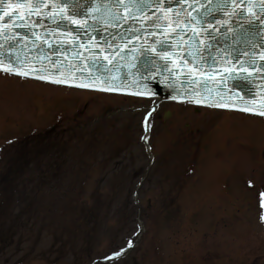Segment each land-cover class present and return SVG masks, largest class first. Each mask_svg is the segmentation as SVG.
<instances>
[{
	"label": "rangeland",
	"instance_id": "1",
	"mask_svg": "<svg viewBox=\"0 0 264 264\" xmlns=\"http://www.w3.org/2000/svg\"><path fill=\"white\" fill-rule=\"evenodd\" d=\"M153 103L0 72V264H264V118Z\"/></svg>",
	"mask_w": 264,
	"mask_h": 264
},
{
	"label": "water",
	"instance_id": "2",
	"mask_svg": "<svg viewBox=\"0 0 264 264\" xmlns=\"http://www.w3.org/2000/svg\"><path fill=\"white\" fill-rule=\"evenodd\" d=\"M0 71L264 116V0H0Z\"/></svg>",
	"mask_w": 264,
	"mask_h": 264
},
{
	"label": "flooded vegetation",
	"instance_id": "3",
	"mask_svg": "<svg viewBox=\"0 0 264 264\" xmlns=\"http://www.w3.org/2000/svg\"><path fill=\"white\" fill-rule=\"evenodd\" d=\"M222 111H224V112H232V111H225V110H222ZM232 113H234V112H232ZM235 113H237V112H235ZM239 114H244V115H249V116H253V117H261V116H259V115H254V114H249V113H242V112H238ZM263 118V117H262ZM227 180H229V177L227 178ZM228 188H229V186H228Z\"/></svg>",
	"mask_w": 264,
	"mask_h": 264
},
{
	"label": "bare ground",
	"instance_id": "4",
	"mask_svg": "<svg viewBox=\"0 0 264 264\" xmlns=\"http://www.w3.org/2000/svg\"><path fill=\"white\" fill-rule=\"evenodd\" d=\"M148 123V122H147ZM149 128H150V124H147V130L149 131Z\"/></svg>",
	"mask_w": 264,
	"mask_h": 264
}]
</instances>
